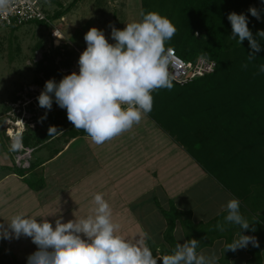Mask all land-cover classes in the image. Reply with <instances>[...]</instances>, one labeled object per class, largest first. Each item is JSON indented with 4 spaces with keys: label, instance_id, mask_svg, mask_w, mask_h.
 I'll return each mask as SVG.
<instances>
[{
    "label": "clouds",
    "instance_id": "obj_1",
    "mask_svg": "<svg viewBox=\"0 0 264 264\" xmlns=\"http://www.w3.org/2000/svg\"><path fill=\"white\" fill-rule=\"evenodd\" d=\"M8 0H0V8ZM258 20L260 10H248ZM141 19L126 23L118 29L111 28V40L104 30L92 26L84 34L86 47L78 58V71L73 70L57 81H45L37 100L39 107L50 111L53 102L65 109L68 121L76 130H83L96 145L130 131L138 125L143 116L153 109L152 93L161 88H172L168 72L170 50L166 42L176 33L173 22L158 12H141ZM231 24L230 39L243 44L248 41L249 51L246 62L257 58L262 50L264 30L255 35L248 26V16L232 11L227 16ZM58 38L63 39L54 32ZM259 38V39H258ZM264 73V64L258 72ZM46 118V114H45ZM55 128L50 127L52 134ZM92 214L77 217L67 222L58 216L53 224L49 215L33 216L18 212L4 218L0 223V237L19 239L30 238L36 250L27 257V264H220V257L213 250L209 254L199 251L200 240L189 238L176 243L166 254L154 255L147 233L135 240L118 235L119 225L113 222L112 208L97 192L93 197ZM226 214L218 220L215 229L223 233L228 226H237V236L224 246L226 251L236 252L249 245L259 247L255 235L245 234L256 231V223L250 222L241 212V202L231 198L222 209ZM37 217H40L38 220Z\"/></svg>",
    "mask_w": 264,
    "mask_h": 264
},
{
    "label": "crops",
    "instance_id": "obj_2",
    "mask_svg": "<svg viewBox=\"0 0 264 264\" xmlns=\"http://www.w3.org/2000/svg\"><path fill=\"white\" fill-rule=\"evenodd\" d=\"M109 42L113 41L109 39ZM157 92L153 96L152 111L143 116L138 125L103 145L94 144L84 132L75 137L58 133L37 148L39 150L48 145L49 156L24 174L14 170L12 159L7 153L4 160L0 157V223L6 225L4 218H10L18 212L33 216L54 214L47 217L53 224L58 216L67 222L74 219L73 216L68 217L73 207L78 206L74 203L82 200L85 205L93 207V197L100 192L112 208L113 222L119 225L117 234L135 240L140 234L147 233L151 237L148 242L154 255L160 256L161 248H169V245L163 238L166 221L155 200L165 209L169 208L172 201L177 209L190 211L195 224L205 223L219 215L231 198L240 200L241 212L248 220L256 217L260 211H252L249 200L247 203L243 197L227 190L212 173L214 168L208 167L199 158V121L202 122L199 120V105L195 107L196 103L184 98L178 99L173 105L164 101L176 97L170 94V89L161 88ZM54 102L52 108L60 109L67 115ZM161 121L166 124L165 127ZM71 125L68 121L67 127ZM186 130L194 132L191 138L186 133L184 135ZM77 146H80L78 154L73 150ZM82 157L85 164L79 160ZM179 157L182 158L181 162ZM63 159H66L65 163ZM77 160L84 168L81 180L71 175L75 170L73 163ZM55 162L52 170L47 171ZM96 170L98 174L93 178ZM38 178H42L39 182L41 185L36 187L29 184V179ZM204 181L215 188L214 192L206 193V197L203 191L206 185L199 186V182ZM93 183L97 187L95 190L92 189ZM79 207L84 209L81 205ZM230 232L234 239L239 229L230 226L226 233ZM181 234L182 226L177 220L173 236L180 239L179 242L176 238L179 243H182ZM225 240V236H219L198 250L205 254L214 250L221 258L220 264H253L248 261L251 257L248 252L250 245L233 252L226 257V261H222L225 257ZM35 250L36 245L30 238L0 237V264H27L28 255ZM261 264H264V250H261Z\"/></svg>",
    "mask_w": 264,
    "mask_h": 264
},
{
    "label": "trees",
    "instance_id": "obj_3",
    "mask_svg": "<svg viewBox=\"0 0 264 264\" xmlns=\"http://www.w3.org/2000/svg\"><path fill=\"white\" fill-rule=\"evenodd\" d=\"M52 1L58 8L50 15L46 13L50 21L57 20L73 11L80 0H72L66 6L57 0ZM99 1L96 0L95 4L100 5ZM140 1L141 12H158L169 18L175 25L177 31L171 40L166 42V48H173L180 58L191 63L199 57L215 62L212 72L182 85L171 80L170 94L176 97L167 98L164 101L174 105L175 101L184 98L196 103L195 107L199 105V120H202V122L199 121V158L208 167L214 168L211 170L212 173L220 179L227 190L243 197L246 202L249 200L252 203V211L253 209L262 210L260 214L249 220L250 222L258 221L255 225L256 231H248L259 241V247L252 245L248 247L251 255L248 261L261 264V250H264V193H260L264 192V73H255L258 72L259 65L264 64V40L259 41L262 44V50L257 54L256 60L249 63L247 69H243L241 65L246 62L249 51L248 41L245 40L243 44H239L236 40L230 39L232 28L227 16L232 11L247 15L248 26L255 35L257 30H264V0ZM250 7L260 10L259 20L248 11ZM113 8L111 15L115 17L117 7ZM112 20L113 23L116 22L115 18ZM32 21L49 24L45 20L34 19L29 22ZM10 27L14 30L18 26ZM75 51L68 49L67 52L74 54ZM71 65L69 60L57 62L54 56L43 52L42 57L35 62V71L41 73L45 79L55 78L59 81L63 75L71 72L70 70L63 72L61 68L68 69ZM34 83L43 89L44 84L42 85L41 79L34 78ZM157 91H154L152 95L155 96ZM12 99L18 100L20 97L12 96ZM6 108L9 109V106H5ZM42 118L45 119L43 123L45 128L43 126L24 129L21 133L19 139L24 147L38 148L45 140H50L58 133L75 137L84 132L76 130L73 125L67 127V115L60 109L45 111ZM161 124L163 127L166 126L163 121ZM50 127L55 128L52 134L49 133ZM183 133L189 138L194 134L191 130ZM239 139H243L241 149L235 146L237 143L235 141ZM32 163L33 159L30 158L28 167H19L15 164L13 167L16 172L24 174L26 170L31 171L34 168L36 163L35 165ZM242 166L252 167L251 172H247ZM41 180L42 178L29 179L28 182L31 186L37 187L41 185L39 183ZM253 185L255 187L251 190ZM154 202L166 220L163 238L169 248L163 246L161 255L166 254L177 243L173 236L177 220L184 229V236L188 239L194 237L200 240V247L210 244L219 236H225V245L233 240L232 232L221 233L215 229L217 221L222 220L226 214L224 211L205 223L195 224L191 220V212L177 209L172 201L168 209L161 207L157 200ZM229 229L230 226L228 231ZM232 254V251H226L222 261H226V257Z\"/></svg>",
    "mask_w": 264,
    "mask_h": 264
},
{
    "label": "rangeland",
    "instance_id": "obj_4",
    "mask_svg": "<svg viewBox=\"0 0 264 264\" xmlns=\"http://www.w3.org/2000/svg\"><path fill=\"white\" fill-rule=\"evenodd\" d=\"M41 1L44 11L49 15L58 8L57 4L52 0ZM57 1L61 2L63 6H66L72 0ZM95 1L96 0H80L74 7L73 11L52 21L53 26L44 22L41 23L35 21L23 23L14 30L11 27L0 26V157L3 159L7 153V155L11 157L13 165L19 163L17 162L18 155L19 153L21 154L22 151H19L17 147L20 148L19 137L23 130L32 129L34 127L42 128L43 126V128H45V125H43L45 119L42 118V116L46 110L43 108L41 109L38 103H33L38 102L36 97L42 90L41 86L34 83V78L41 79L43 82L42 85L48 80L43 78L41 73L35 71V62L42 57L43 52H47L54 56L57 62H62L64 60L71 61L72 65L70 68H61L63 72H66L67 70L78 71V54L80 55L86 47L84 34L90 27L96 26L104 30L106 37H110L108 39L111 40L110 23L114 24L116 28L122 29L125 27L126 23L141 19L140 0H100V5H96ZM115 6L117 7V11H115V17H113L111 11ZM108 8L110 9L107 12ZM112 17L115 18V23H113L114 21L112 20ZM53 27L57 28L56 33L59 36H62L63 39H60L54 35V33H51ZM38 44H40V46H38ZM67 48L73 49V51L76 50L78 54L76 51L74 54H69ZM75 54L77 55L75 56ZM17 95L20 99L13 100L12 96ZM33 99L34 101L32 102ZM30 104L32 106H29ZM5 106H9V109H5ZM52 109L53 108H51V110ZM14 122H20V124L14 125ZM241 140L243 139L235 141V143L237 142L235 146L238 149L242 148ZM53 143L54 142H52V144ZM73 150L78 154L80 146H77V149L76 147L73 148ZM228 150L230 151V147ZM48 156V145L39 150L33 148L31 152V158L33 159L32 164L35 165V163L37 164L40 160ZM183 157L184 155L182 154V158ZM182 158H178L179 162H181ZM63 160L64 162H62L65 163L66 159ZM79 160L85 164L83 157ZM56 163L57 162L50 165L47 168V171H51ZM21 164L26 165L25 162ZM73 165L75 170L71 175H74L77 180H81L84 175L83 164L77 160L76 162L74 161ZM243 168H245L247 172H251L252 170V167ZM97 174L98 170L94 171L93 178L94 175ZM207 183L208 181H204L203 183L199 182V186L206 185L205 190H203L205 197L206 193H211L215 190L210 183ZM214 183L217 184L218 182L215 181ZM92 187L93 190L97 188L95 187V183H93ZM254 187V185L251 186V190H253ZM260 193L264 192L261 191ZM73 205L78 206L73 207L71 210L72 212L68 215L69 218L72 216L74 217V214L77 217L87 216L92 214L94 209V206L92 207L89 204L85 205V202H82V200ZM80 205L83 206L84 209H80ZM182 232L181 242L188 239V237L184 236L183 228ZM176 238L175 240H179L180 242V239L177 238V240Z\"/></svg>",
    "mask_w": 264,
    "mask_h": 264
},
{
    "label": "built area",
    "instance_id": "obj_5",
    "mask_svg": "<svg viewBox=\"0 0 264 264\" xmlns=\"http://www.w3.org/2000/svg\"><path fill=\"white\" fill-rule=\"evenodd\" d=\"M45 20L51 26L52 21L47 18V14L42 7L41 0H8L5 7L0 8V26L10 27L19 26L23 23L31 20ZM57 32V28L53 27L51 33ZM170 50V63L168 66V72L170 79L180 85L189 82L190 80L210 73L215 68V62L203 57H199L195 62L191 63L180 58L173 48L167 47ZM19 151H22L18 155L19 167H28L29 159L31 158V147H24L20 140ZM25 162L26 165L21 163Z\"/></svg>",
    "mask_w": 264,
    "mask_h": 264
},
{
    "label": "bare ground",
    "instance_id": "obj_6",
    "mask_svg": "<svg viewBox=\"0 0 264 264\" xmlns=\"http://www.w3.org/2000/svg\"><path fill=\"white\" fill-rule=\"evenodd\" d=\"M13 124H14V125H19V124H20V122H17V123H15V122H14ZM19 127H20V126H19Z\"/></svg>",
    "mask_w": 264,
    "mask_h": 264
}]
</instances>
